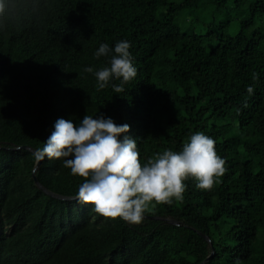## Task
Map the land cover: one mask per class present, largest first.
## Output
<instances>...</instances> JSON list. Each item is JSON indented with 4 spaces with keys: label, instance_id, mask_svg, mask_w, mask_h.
<instances>
[{
    "label": "trees",
    "instance_id": "1",
    "mask_svg": "<svg viewBox=\"0 0 264 264\" xmlns=\"http://www.w3.org/2000/svg\"><path fill=\"white\" fill-rule=\"evenodd\" d=\"M120 40L137 75L98 89L83 69ZM84 115L130 125L142 165L203 132L226 170L138 224L48 197L22 148L41 156L57 118ZM63 159L34 177L76 198L86 178ZM0 264H264V0H32L0 28Z\"/></svg>",
    "mask_w": 264,
    "mask_h": 264
},
{
    "label": "clouds",
    "instance_id": "2",
    "mask_svg": "<svg viewBox=\"0 0 264 264\" xmlns=\"http://www.w3.org/2000/svg\"><path fill=\"white\" fill-rule=\"evenodd\" d=\"M31 2L0 0V28L19 19ZM130 47L127 40L111 48L107 43L99 45L94 58L108 57V66L95 71L92 67L83 69L94 74L98 89L108 87L114 80L123 84L136 77ZM114 88L116 92L123 90ZM247 91L251 94L253 88ZM129 130L130 125L116 124L103 115H84L77 125L71 119L57 118L39 150L40 158H64L63 164L71 174L86 178L77 192L79 201L93 205V210L102 216L136 224L142 221L150 202L170 204L173 198L183 200V181L187 178H194L197 187L207 190L226 170L214 140L203 132L192 134L182 150H165L142 165L137 142L127 135Z\"/></svg>",
    "mask_w": 264,
    "mask_h": 264
},
{
    "label": "water",
    "instance_id": "3",
    "mask_svg": "<svg viewBox=\"0 0 264 264\" xmlns=\"http://www.w3.org/2000/svg\"><path fill=\"white\" fill-rule=\"evenodd\" d=\"M20 148H16L15 150H19ZM22 149H25V150H29L30 152H32L35 156H36V158H37V161H36V163H35V166H34V169H33V172H32V174H33V181H34V184L36 185V187L40 190V191H42L45 195H47L48 197H51V198H54V199H57V200H60V201H72V200H76L77 198H70V197H63V196H59V195H56V194H54V193H52V192H50V191H48L47 189H45L39 182H38V180L36 179V177H34V174H35V172H36V170H37V168H38V166H39V162H40V155H38L36 152H33L31 149H29V148H27V147H24V148H22ZM170 223H172V224H175V225H177V223L175 222V221H169ZM203 239L209 244L210 243V241H209V239L207 238V237H203ZM213 253H214V251H213V249L211 250V256L213 255ZM207 261V260H206ZM205 261V262H206Z\"/></svg>",
    "mask_w": 264,
    "mask_h": 264
},
{
    "label": "rangeland",
    "instance_id": "4",
    "mask_svg": "<svg viewBox=\"0 0 264 264\" xmlns=\"http://www.w3.org/2000/svg\"><path fill=\"white\" fill-rule=\"evenodd\" d=\"M201 1H203V0H201Z\"/></svg>",
    "mask_w": 264,
    "mask_h": 264
}]
</instances>
